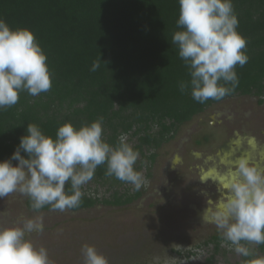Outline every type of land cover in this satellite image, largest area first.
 <instances>
[{"label":"clouds","instance_id":"1","mask_svg":"<svg viewBox=\"0 0 264 264\" xmlns=\"http://www.w3.org/2000/svg\"><path fill=\"white\" fill-rule=\"evenodd\" d=\"M179 16L171 43L188 70L190 79L179 82V90H191L192 98L204 104L222 100L239 85L235 68L249 57L247 40L238 31L239 20L232 0H178ZM100 67L94 62L91 70ZM52 73L47 56L27 28L11 29L0 19V110L16 105L19 93L38 96L52 88ZM103 117L79 127L64 122L55 138L46 135L35 123L9 159L0 161V198L13 193L28 197L30 208L40 213L45 207L65 212L80 207L82 187L89 183L98 166L106 165L105 175L132 184L139 190L144 182L134 168L139 152L121 134L109 144L103 138ZM27 154V158L21 152ZM12 161H18L14 166ZM209 177L202 176L201 181ZM220 193L208 199L202 213L204 224L215 225L222 244L249 258L244 264H264L246 246L264 244V167L250 162L246 155L233 161L224 173L211 177ZM69 187L66 190L65 185ZM45 230L42 215L21 219L16 226L0 227V264H55L43 245L30 238ZM83 264H109V259L94 245L81 247Z\"/></svg>","mask_w":264,"mask_h":264},{"label":"trees","instance_id":"2","mask_svg":"<svg viewBox=\"0 0 264 264\" xmlns=\"http://www.w3.org/2000/svg\"><path fill=\"white\" fill-rule=\"evenodd\" d=\"M232 3L249 59L243 67L236 66L239 85L230 95L263 94L264 0ZM178 16V0H0V19L13 30L33 32L53 74L48 92L31 96L22 91L16 105L0 110V161L12 156L30 123L55 138L64 122L79 127L100 117L113 129L110 144L134 128V135L142 133L141 144L133 146L142 153L143 145H160L177 124L217 102L209 99L201 104L190 89L179 90V82L190 77L178 47L171 43L173 34L182 30L177 27ZM97 61L100 67L92 71ZM53 106L66 113L61 118L49 114ZM152 123L159 126V134L149 131ZM21 155L27 158L25 152ZM105 172L106 165H100L94 177L122 183ZM139 195L124 200L117 195L105 202L124 204ZM96 201L83 196L80 207L73 210L91 207ZM27 205L30 208L29 199ZM214 238L219 242L221 236Z\"/></svg>","mask_w":264,"mask_h":264},{"label":"rangeland","instance_id":"3","mask_svg":"<svg viewBox=\"0 0 264 264\" xmlns=\"http://www.w3.org/2000/svg\"><path fill=\"white\" fill-rule=\"evenodd\" d=\"M48 112L60 118L66 113L58 106ZM103 129L110 144L113 129L107 124ZM159 130L152 123L149 131L157 135ZM135 131L123 133L132 147L141 144L142 133ZM173 132L160 145H143L134 165L144 178L139 190L130 183L114 185L93 177L82 187L83 196L97 200L93 206L65 212L48 207L40 213L28 207V197L13 193L0 198V227L42 215L44 232L30 238L47 248L55 264H83L84 244L94 245L109 264H244L249 258L229 250L222 238L217 242L216 226L204 224L202 213L208 199L220 195L218 182L211 179L217 172H226L241 155L264 167V93L227 96L177 124ZM202 176L209 178L201 181ZM138 192L131 202H105ZM247 247L264 256L260 245Z\"/></svg>","mask_w":264,"mask_h":264}]
</instances>
